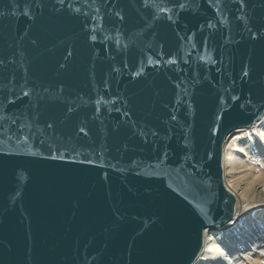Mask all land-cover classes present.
Instances as JSON below:
<instances>
[{
    "label": "water",
    "instance_id": "95a60500",
    "mask_svg": "<svg viewBox=\"0 0 264 264\" xmlns=\"http://www.w3.org/2000/svg\"><path fill=\"white\" fill-rule=\"evenodd\" d=\"M0 12V264H194L234 218L225 139L264 113V0Z\"/></svg>",
    "mask_w": 264,
    "mask_h": 264
},
{
    "label": "bare ground",
    "instance_id": "6f19581e",
    "mask_svg": "<svg viewBox=\"0 0 264 264\" xmlns=\"http://www.w3.org/2000/svg\"><path fill=\"white\" fill-rule=\"evenodd\" d=\"M222 168L236 198L234 218L206 229L194 264H264V113L228 134Z\"/></svg>",
    "mask_w": 264,
    "mask_h": 264
},
{
    "label": "snow or ice",
    "instance_id": "6c2138e0",
    "mask_svg": "<svg viewBox=\"0 0 264 264\" xmlns=\"http://www.w3.org/2000/svg\"><path fill=\"white\" fill-rule=\"evenodd\" d=\"M60 2L61 3H63V0H60ZM240 2H241V4H243V0H240ZM145 3H146V5H147V0H145ZM181 7H183V5H181ZM3 15V13L2 12H0V16H2ZM117 15H119V14H117ZM121 19H122V17H121ZM92 39H95V37L93 36L92 37ZM3 62L2 61H0V64H2ZM138 74V73H137ZM244 75L245 76H247L248 75V73L247 72H245L244 73ZM173 118H175V117H173ZM81 131H83V129H81Z\"/></svg>",
    "mask_w": 264,
    "mask_h": 264
}]
</instances>
